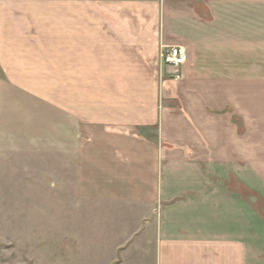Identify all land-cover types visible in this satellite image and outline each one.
Segmentation results:
<instances>
[{"label": "crops", "instance_id": "1", "mask_svg": "<svg viewBox=\"0 0 264 264\" xmlns=\"http://www.w3.org/2000/svg\"><path fill=\"white\" fill-rule=\"evenodd\" d=\"M0 88L72 122L120 264H264V0H0Z\"/></svg>", "mask_w": 264, "mask_h": 264}, {"label": "rangeland", "instance_id": "2", "mask_svg": "<svg viewBox=\"0 0 264 264\" xmlns=\"http://www.w3.org/2000/svg\"><path fill=\"white\" fill-rule=\"evenodd\" d=\"M5 94L0 88V264H120V228L81 209L72 122ZM249 203L264 220V203Z\"/></svg>", "mask_w": 264, "mask_h": 264}, {"label": "built area", "instance_id": "3", "mask_svg": "<svg viewBox=\"0 0 264 264\" xmlns=\"http://www.w3.org/2000/svg\"><path fill=\"white\" fill-rule=\"evenodd\" d=\"M161 59L164 66L172 68H180L186 62L185 54L179 47H165Z\"/></svg>", "mask_w": 264, "mask_h": 264}]
</instances>
